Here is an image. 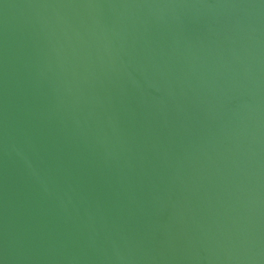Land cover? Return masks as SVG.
Masks as SVG:
<instances>
[{
    "label": "water",
    "instance_id": "95a60500",
    "mask_svg": "<svg viewBox=\"0 0 264 264\" xmlns=\"http://www.w3.org/2000/svg\"><path fill=\"white\" fill-rule=\"evenodd\" d=\"M0 264H264V0H0Z\"/></svg>",
    "mask_w": 264,
    "mask_h": 264
}]
</instances>
